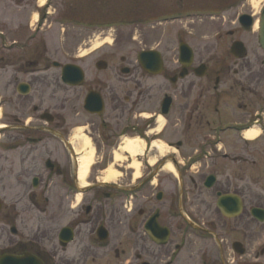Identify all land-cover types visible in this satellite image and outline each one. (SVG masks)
<instances>
[{
	"label": "flooded vegetation",
	"instance_id": "obj_1",
	"mask_svg": "<svg viewBox=\"0 0 264 264\" xmlns=\"http://www.w3.org/2000/svg\"><path fill=\"white\" fill-rule=\"evenodd\" d=\"M242 15L257 20L254 13ZM24 26L29 29V20ZM247 34H256L259 44L254 28ZM235 43L245 51L237 58L230 49L235 70L226 62L196 65L194 53L181 78L179 57L167 65L161 52L164 67L157 76L139 63L119 68L134 77L135 89L123 100L112 78L108 84L99 77L114 75L106 60L84 67L51 62L39 48L21 54L2 48L0 120L5 106L11 112L7 125L0 126V243L8 245L0 258L30 255L42 264H264L258 169L264 164V148L260 152L258 146H264V60L253 65L257 51L239 39ZM68 65L82 71L76 86L62 81ZM232 70L235 79L228 85ZM145 77L158 78L156 110L149 117L137 112L147 100L146 90L138 91ZM235 86H240L237 109L247 93L250 105L243 107L251 110L226 120V104L220 109L215 96H228ZM173 115L180 138L158 141ZM160 118L167 123L159 129ZM249 129L259 137L243 136ZM85 139L98 156L82 180L85 153L76 147ZM128 140L145 145L136 159L139 176L124 152L131 165L123 179L105 180L110 160ZM161 145L168 147L164 155ZM254 210L262 213L255 217Z\"/></svg>",
	"mask_w": 264,
	"mask_h": 264
},
{
	"label": "rangeland",
	"instance_id": "obj_2",
	"mask_svg": "<svg viewBox=\"0 0 264 264\" xmlns=\"http://www.w3.org/2000/svg\"><path fill=\"white\" fill-rule=\"evenodd\" d=\"M263 6L264 0H0V33L4 34L0 35V51L2 48L9 51L13 48V54H21L28 49L31 53L39 48L40 52L46 50L45 54L51 55V62H71L84 67H93L98 61L106 60L115 69L114 75L99 74V77L106 79L108 84L113 80V88L123 100L128 90L135 89L134 77L121 73L119 68L139 66L138 55L143 51H159L166 64L171 65L178 60L180 44L186 43L195 53L196 65L203 62L214 68L226 62L234 65L235 70L238 68L230 56V49L233 42L239 39L252 52L257 51L258 61L251 63L259 67V58L264 60V52L260 49L257 36L242 31L238 20L242 14L254 13L258 23ZM28 20L29 29L22 28ZM27 30L34 31L31 38L27 37ZM231 32L234 35H230ZM122 58H126V63L122 62ZM233 70L228 76V85L235 79ZM143 79L144 84L138 91L146 90L147 100L137 112L149 117L156 110L158 78ZM226 89V86L221 87V90ZM1 91L2 81L0 97ZM224 94L219 96L217 92L215 98L220 100V109L226 104V120L234 121L251 110H244L243 107L250 105L247 93H244L246 101L242 103V108L237 109L236 96H240V86H235L227 93L228 96ZM10 112L8 106L3 108L0 126L10 121ZM172 117L169 123L162 119L163 127L166 123L167 126L164 139L160 137L158 141L167 143L171 139L175 142L180 138L178 128L173 127L176 118ZM67 120L74 121L72 117ZM262 144H258L260 152L264 148ZM121 153L116 151L107 166V169L114 167L120 180L127 173L126 167L131 165V162H126V155L121 161H116V155ZM94 155L97 159L98 154ZM258 166L260 195L262 192L264 195V164L260 162ZM6 237L10 241V234ZM7 246L0 243V255Z\"/></svg>",
	"mask_w": 264,
	"mask_h": 264
},
{
	"label": "water",
	"instance_id": "obj_3",
	"mask_svg": "<svg viewBox=\"0 0 264 264\" xmlns=\"http://www.w3.org/2000/svg\"><path fill=\"white\" fill-rule=\"evenodd\" d=\"M254 19L249 15H242L239 18L240 26L246 31H252L254 26ZM258 37L259 44L264 51V6L261 10V17L259 18L258 23ZM231 52L237 58H244L245 51L244 45L242 43H235L231 47ZM194 60V52L192 48L186 43H181L179 46V62L183 66V71L181 74V78L186 76L187 68L190 67ZM138 62L143 70L150 73L151 75L157 76L158 73L164 67V60L162 54L159 51L150 50L143 51L138 55ZM101 63V62H100ZM101 67V64H100ZM128 69H124L123 73L127 74ZM82 71L79 67L74 65H68L63 68V76L62 81L70 86H76L80 81H82ZM164 114H167V110L164 109ZM238 209L240 210V204L238 205ZM262 213L260 210H254L253 214L259 216ZM0 264H42L38 259L33 256L27 255L24 258H16L12 256H3L0 258Z\"/></svg>",
	"mask_w": 264,
	"mask_h": 264
},
{
	"label": "bare ground",
	"instance_id": "obj_4",
	"mask_svg": "<svg viewBox=\"0 0 264 264\" xmlns=\"http://www.w3.org/2000/svg\"><path fill=\"white\" fill-rule=\"evenodd\" d=\"M258 30V23L255 24L254 26V31ZM160 128L163 127L164 124L162 118H160ZM260 132L257 131L256 129H249L244 132V135L248 140H254L259 137ZM154 147H157L156 144H154ZM159 149L161 150L162 155L166 154L168 152V148H164L162 145L158 146ZM145 145L143 142L139 140H134V141H125L124 146L122 148L121 154L116 155V161L119 162L123 158L124 152L127 153L133 160V168L136 171V177L139 176L140 174V165L137 164V157L141 156L144 153ZM76 151L79 153L84 152L83 156L80 158L81 159V168H80V177L82 180H86L89 174V171L93 165L94 162V149L90 145V142L88 140H82L79 141L76 147ZM154 163V161H153ZM116 164V163H115ZM119 176L118 172L114 169L113 166H111L105 173V180H116L117 177Z\"/></svg>",
	"mask_w": 264,
	"mask_h": 264
}]
</instances>
